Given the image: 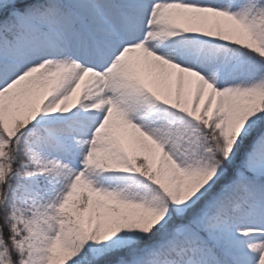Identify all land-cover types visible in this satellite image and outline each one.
Instances as JSON below:
<instances>
[{
	"label": "snow or ice",
	"instance_id": "6c2138e0",
	"mask_svg": "<svg viewBox=\"0 0 264 264\" xmlns=\"http://www.w3.org/2000/svg\"><path fill=\"white\" fill-rule=\"evenodd\" d=\"M0 264H264V0H0Z\"/></svg>",
	"mask_w": 264,
	"mask_h": 264
}]
</instances>
